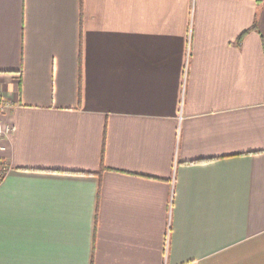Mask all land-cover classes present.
<instances>
[{
  "label": "crops",
  "instance_id": "obj_1",
  "mask_svg": "<svg viewBox=\"0 0 264 264\" xmlns=\"http://www.w3.org/2000/svg\"><path fill=\"white\" fill-rule=\"evenodd\" d=\"M0 99V264H264V0H0Z\"/></svg>",
  "mask_w": 264,
  "mask_h": 264
},
{
  "label": "built area",
  "instance_id": "obj_2",
  "mask_svg": "<svg viewBox=\"0 0 264 264\" xmlns=\"http://www.w3.org/2000/svg\"><path fill=\"white\" fill-rule=\"evenodd\" d=\"M8 103L0 99V138L11 131V127L3 120V116L7 110ZM6 170L5 163L0 160V179Z\"/></svg>",
  "mask_w": 264,
  "mask_h": 264
},
{
  "label": "trees",
  "instance_id": "obj_3",
  "mask_svg": "<svg viewBox=\"0 0 264 264\" xmlns=\"http://www.w3.org/2000/svg\"><path fill=\"white\" fill-rule=\"evenodd\" d=\"M256 26H257V21L254 22V24L252 25L251 28H256ZM245 33H246V32H245ZM243 35H244V34H242V35L239 37V42L242 41Z\"/></svg>",
  "mask_w": 264,
  "mask_h": 264
}]
</instances>
